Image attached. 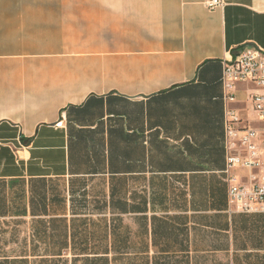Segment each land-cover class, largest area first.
Here are the masks:
<instances>
[{
	"label": "crops",
	"instance_id": "obj_1",
	"mask_svg": "<svg viewBox=\"0 0 264 264\" xmlns=\"http://www.w3.org/2000/svg\"><path fill=\"white\" fill-rule=\"evenodd\" d=\"M206 1L0 0V264H264L221 85L264 0Z\"/></svg>",
	"mask_w": 264,
	"mask_h": 264
},
{
	"label": "built area",
	"instance_id": "obj_2",
	"mask_svg": "<svg viewBox=\"0 0 264 264\" xmlns=\"http://www.w3.org/2000/svg\"><path fill=\"white\" fill-rule=\"evenodd\" d=\"M221 5L207 0L209 8ZM240 84L253 86L245 93L254 120L229 106L237 103ZM221 85L227 103L224 121L226 151L224 180L227 183L228 211L264 212V49L256 43L242 46L222 62ZM257 123L256 126L252 125Z\"/></svg>",
	"mask_w": 264,
	"mask_h": 264
}]
</instances>
